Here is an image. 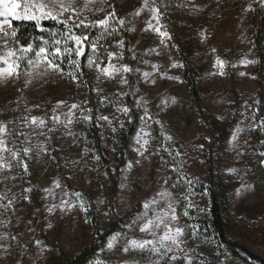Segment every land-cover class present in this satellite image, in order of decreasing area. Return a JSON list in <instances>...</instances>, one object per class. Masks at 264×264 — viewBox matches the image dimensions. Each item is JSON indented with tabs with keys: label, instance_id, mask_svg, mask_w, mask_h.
<instances>
[{
	"label": "rangeland",
	"instance_id": "obj_1",
	"mask_svg": "<svg viewBox=\"0 0 264 264\" xmlns=\"http://www.w3.org/2000/svg\"><path fill=\"white\" fill-rule=\"evenodd\" d=\"M160 1L155 0L153 5V0H147L146 5L145 0H78L76 8L79 18L86 22L103 19L114 11L116 16L110 20V25L126 31L130 41L128 54L119 39L111 38L113 32L109 27L108 33L111 34L104 33L103 41L112 39V42L102 52L97 44L100 39L94 37L98 27H89L87 30L80 28L88 37H93L92 43H96L95 49L91 46L89 59L93 64L89 66L88 59V68L94 74L95 89L102 102L98 117H108V120L99 119L103 133L125 123L126 114L122 109L126 108V93L131 94L140 112L139 128L132 142L135 156L128 161L125 169L118 196V211L121 214L133 211L134 219L126 226L130 231L134 229L130 225L135 224L140 228L147 219H155L158 214L167 212L165 221L173 228L178 226L183 229V235L178 238L182 243L173 245L171 241L166 242L172 247V251L166 255L152 252V245L125 253L123 247L127 241L154 238L150 233L140 230L138 238H128L126 234L116 232L89 264H198L197 249H211L208 241L190 233L186 222L189 211L193 209L202 216L207 215L208 201L205 195H183L180 192L183 180L170 161H162L157 170L150 165L154 118L167 128L177 143L176 152L187 164L189 175L193 177L188 180L190 184L205 180L204 149L205 141L209 138L206 127L198 122L194 114L195 102L179 78L176 48L168 38L171 34L162 36L161 32H166L162 15L159 22L154 17L152 8L159 9ZM172 3L177 8L179 21L193 24L191 33L201 40L195 64L209 69L202 77L203 102L215 116L222 119L232 109L233 99L231 83L226 75L227 63L224 62L221 69L216 61L217 58L224 61V56L237 59L232 67L239 95L238 118L226 142L224 172L238 181L231 199L233 216L247 224L257 223L264 216V191H258L254 185V167L259 160L264 164V156L261 155L264 153V126L261 124L264 115L257 106V92L263 89L264 93V83L262 88L258 87L254 80L253 64L245 63L255 61L249 44V11H245L250 3L244 0H173ZM168 14L171 15V12ZM127 15L129 20L126 19ZM119 20L125 23L121 25ZM126 24H129L128 29ZM157 27L160 32L154 30ZM176 35H180V32ZM5 51L0 47V55ZM96 64L100 65L99 69ZM5 66L0 63V67ZM112 66L117 70H113ZM125 66L131 71H123ZM105 67L109 68L111 75L104 74L102 70ZM49 81L55 82L59 91H64L61 71L46 72L44 65L29 67L23 74L22 85L17 78L0 80V125L6 126V131L0 133V139L4 140L8 149L18 153L13 157L9 151H0V156L4 158L0 160V264H44V238H56L69 253L79 252L96 238L92 230L81 229L80 207L70 196L69 187L53 168L46 141L47 118L52 127L70 132L76 108L71 107L75 103L66 95L41 113L42 105L34 101V96L42 92ZM53 116L59 117V120L54 122ZM32 117L43 119L45 125L32 124ZM69 120L71 123H68ZM258 127L261 130L259 142L252 136ZM144 132L149 133V136L143 137L149 140V144L141 155L138 151L140 145L136 141L138 134L143 136ZM233 135H236V140H233ZM25 148L30 149L27 154L23 151ZM158 152L162 154L161 150ZM23 155L27 166L33 171L32 186L39 193L37 202L30 201L28 206H25L20 194V157ZM66 155L63 169L71 186L94 193L100 223L104 228L108 227L110 219L102 191L90 184L84 163L69 153ZM160 193L166 195L162 198ZM145 203L149 204L147 209ZM169 203L174 212L168 208ZM135 206L138 211L134 210ZM173 214L176 220L171 219ZM155 231L157 237L162 236L164 225ZM109 242L113 243L111 249L108 248ZM253 248L264 257V245ZM165 251L161 249V253ZM172 256L176 259L172 260ZM216 264L244 263L225 254Z\"/></svg>",
	"mask_w": 264,
	"mask_h": 264
},
{
	"label": "trees",
	"instance_id": "obj_2",
	"mask_svg": "<svg viewBox=\"0 0 264 264\" xmlns=\"http://www.w3.org/2000/svg\"><path fill=\"white\" fill-rule=\"evenodd\" d=\"M172 1L161 0L159 10L162 13L164 30L171 34V40L176 48L179 78L195 102L194 114L198 122L206 127L209 134L204 149L205 180L198 183H189L191 181L188 180L193 178L189 175V167L183 162L181 156L177 155L178 145L174 139L172 138L171 141L166 139V136H170L169 131L157 118H154L153 141L149 150L150 165L154 170H157L162 161H170L183 180L180 192L185 196L190 193L203 194L207 198V215L202 216L196 212V209H193L189 211V218L186 221L191 234L194 233L197 237L211 244V249L205 247L197 249L198 264H216L225 254L231 255L244 264H264V257L253 248V246L264 245V216L259 222L252 224L244 223L233 216L231 199L238 181L224 172L226 142L238 118L239 95L235 86V73L232 67L237 59L229 56L223 57L224 62L227 63L226 75L231 83L230 92L233 106L226 118L222 119L215 116L203 102L202 77L209 69L198 67L195 64L201 40L192 35L193 24L189 25L186 22L179 21L177 8L174 7ZM244 1L252 4L255 9V11H249L248 13V23L251 31L249 44L256 61L253 64L254 80L258 87L262 88L264 83V8L254 3L253 0ZM169 12H171V15L168 14ZM126 19L129 20L130 17L127 15ZM0 20H4V18L0 17ZM12 26L18 31L21 42H30L35 47L36 45H42L45 41L51 44L53 38H55L61 40V47H63L62 34L64 33V27L55 21H43L40 26H36L33 21L12 19ZM113 28L115 32L112 31L111 38L114 37L122 41L124 51L129 54L130 41L127 38L126 31L111 26V30ZM128 28L129 24H126V29ZM73 31L76 34L86 35V32L81 29H74ZM100 31L101 28L98 27L94 37L100 39L97 43L98 48L104 52V48L112 42V39L103 41V35ZM179 32L180 35H176ZM91 38L93 37H89L85 47V55L77 57L73 54L72 56V59L79 63L78 68L68 60H63L61 73L64 81V91H59L58 85L49 81L45 89L34 96V101L42 105L41 113L45 112L51 103L64 98L66 95L78 106L70 132H66L64 129L59 130L57 126L52 127L50 119L47 118L46 141L53 168L60 179L69 187L70 196L76 204L79 207L81 203L84 205L83 208L80 207L78 213L81 229L83 231L92 230L96 238L76 253L67 252L55 240L56 238H44L43 244L46 251L44 264H89L98 256L112 234L122 232L128 238H138L140 236L138 226H135L133 231L128 230L126 227L134 219L133 211L121 214L117 208L125 169L128 161L135 156L132 142L139 128L140 112L135 106L131 94L126 93L124 103L129 112L126 114L123 127H111L103 133L98 119L102 102L95 89L94 74L88 68L92 45ZM68 43L69 46L74 47V42L69 41ZM51 50L54 51V48ZM31 56H34V53ZM29 67L26 61L21 63V75L18 78L20 85L23 84V74ZM73 75L77 79L73 80ZM257 94V106L260 113L264 115L263 89H259ZM84 116H91L92 119L85 120ZM14 127L17 128V126ZM113 129L116 130L113 131ZM252 136L259 142L261 136L259 127L252 132ZM158 150H161L162 154ZM67 153L79 158L84 163L90 184L102 191L104 206L110 219L108 227L104 228L100 223L96 211L97 198L94 193L90 190H81L71 186L63 169ZM24 163H26V159L23 155L20 157V194L25 206H28L30 201L37 202L39 193L32 186L33 171L28 166L27 171H25ZM254 185L258 191H264V164L260 160L254 167ZM134 210L138 211V207L135 206ZM233 236H236V238Z\"/></svg>",
	"mask_w": 264,
	"mask_h": 264
},
{
	"label": "snow or ice",
	"instance_id": "obj_3",
	"mask_svg": "<svg viewBox=\"0 0 264 264\" xmlns=\"http://www.w3.org/2000/svg\"><path fill=\"white\" fill-rule=\"evenodd\" d=\"M78 0H0V17L4 18L3 22L0 23V47L5 49V53L0 55V63L6 65L5 67H0V80H6L9 78H19L21 75L20 67L21 63L26 61L27 65L30 67H39L40 65H44L45 71H62L61 64L63 60H68L70 63L74 64L77 68L80 66L78 61L73 60L72 56L80 57L85 55V47L87 46L89 37L83 34H76L73 30L80 29L83 27L87 30L89 27H99L101 28L102 35L104 33H108V28L111 27L110 20L115 18L116 13L111 11L105 16L103 19H98L95 21L86 22L84 19L79 18V13L76 8ZM254 3L259 4L261 8H264V0H253ZM145 4L147 5V0H145ZM155 4V0H153V5ZM103 9H101L102 11ZM154 17L159 22V18L162 15L159 9L156 7L152 8ZM245 11H255L252 4H249ZM12 18L17 21H33L36 26H40L41 22L46 19H50L56 21L57 23L63 25L64 33L62 34L63 39V47H61V40L53 38V42L50 44L48 41H45L42 45H34L30 42H21L19 38L18 31L14 26H12ZM121 25L125 22L124 20L118 21ZM151 27V24L149 25ZM157 32H160V28L157 27L154 29ZM115 32V29L112 30ZM162 36H168L167 32H161ZM171 39L170 36H168ZM69 41L74 42V47L69 46ZM123 42L121 41V44ZM92 48H96V43H92ZM54 48V51L51 49ZM215 51V50H214ZM30 53H34V56H30ZM217 64L223 69L224 61L217 58ZM246 64H254L256 61H245ZM93 64V61L89 59V66ZM176 66V65H173ZM96 67L99 69L100 65L96 64ZM113 70L115 66H112ZM105 75H111L109 72V68L105 67L102 70ZM123 71L128 72L131 71L128 67H124ZM30 75V73H26ZM221 74L223 72L221 71ZM148 75L147 73L145 74ZM72 79H77L76 76H72ZM126 82V81H124ZM63 103V102H60ZM73 109L78 106L73 104L71 106ZM122 111L127 114L129 112L128 108L122 109ZM71 115V113H69ZM147 116V111L145 112ZM150 118V117H149ZM85 120H91V116H84ZM98 119L108 120V117H98ZM59 120V117L53 116V121L56 122ZM39 124V126H44L45 121L39 117H32V124ZM71 123V120L68 121ZM111 123V121H109ZM262 126H264V121L261 122ZM123 127V125H121ZM116 129H113L115 131ZM6 131V126L0 125V133ZM143 131V130H142ZM149 136V133L144 132L143 136H137V144L140 145L138 151H140L141 155H143V150L149 144V140L143 137ZM166 139L171 141V136H166ZM233 140H236V135H233ZM142 141V143H141ZM0 151H9L11 152L13 157L18 155L17 152H13L11 149H8L5 146L4 140L0 139ZM24 153L27 154L30 149L25 148ZM178 155V153H177ZM264 156V153H261ZM4 159L0 156V160ZM10 166V165H9ZM24 170L27 171V164H23ZM59 186V185H57ZM239 194V192L237 193ZM79 195V194H77ZM163 198L166 193H160ZM67 203V202H62ZM155 203V201H153ZM81 208L84 207L83 203L80 205ZM144 207L147 209L149 207L148 203H145ZM168 208L173 209L171 203L168 204ZM51 210V209H50ZM168 213L165 212L163 214H158L155 219H147L146 222L140 226L139 230L142 233H150L154 239H142L136 240L132 239L127 241L125 246L123 247V251L128 253L132 249H144L148 245H152L151 251L166 255L167 252L172 251L171 245L166 242L171 241V244L178 245L182 243L178 238L183 235V229L180 227L173 228L168 222L165 221L164 217L167 216ZM172 220H176L177 217L175 214L171 216ZM164 225V233L162 236L157 237L155 229L160 228L161 225ZM136 225H130L129 227H135ZM115 239V238H114ZM157 245H159L157 247ZM113 247V243L109 242L108 248L111 249ZM161 249H165L164 253H161ZM172 260H175L176 257L172 256Z\"/></svg>",
	"mask_w": 264,
	"mask_h": 264
}]
</instances>
